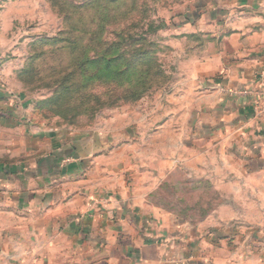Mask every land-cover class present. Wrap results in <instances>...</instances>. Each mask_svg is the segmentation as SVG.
Returning <instances> with one entry per match:
<instances>
[{"label": "crops", "instance_id": "obj_1", "mask_svg": "<svg viewBox=\"0 0 264 264\" xmlns=\"http://www.w3.org/2000/svg\"><path fill=\"white\" fill-rule=\"evenodd\" d=\"M189 1L183 33L205 54L183 80L179 134L142 173L134 157L121 171L108 139L25 126L0 81V264H264V0ZM173 173L221 198L210 211L243 216L167 214L152 197Z\"/></svg>", "mask_w": 264, "mask_h": 264}, {"label": "rangeland", "instance_id": "obj_2", "mask_svg": "<svg viewBox=\"0 0 264 264\" xmlns=\"http://www.w3.org/2000/svg\"><path fill=\"white\" fill-rule=\"evenodd\" d=\"M187 3L0 0V81L24 100V125L74 139H108L105 155L119 158L121 171L134 157V172L142 173L149 151L159 157L162 141L179 134L182 104L190 103L185 77L192 58L205 54L192 49L201 37L183 33ZM220 199L207 184L173 173L152 202L188 223L243 216L210 211Z\"/></svg>", "mask_w": 264, "mask_h": 264}, {"label": "built area", "instance_id": "obj_3", "mask_svg": "<svg viewBox=\"0 0 264 264\" xmlns=\"http://www.w3.org/2000/svg\"><path fill=\"white\" fill-rule=\"evenodd\" d=\"M248 91L247 90H232L230 91V94L232 95H248Z\"/></svg>", "mask_w": 264, "mask_h": 264}]
</instances>
